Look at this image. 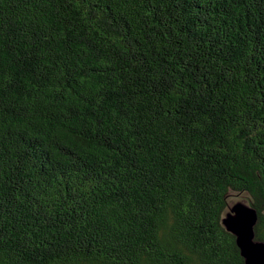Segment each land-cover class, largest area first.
I'll return each instance as SVG.
<instances>
[{
    "label": "trees",
    "instance_id": "obj_1",
    "mask_svg": "<svg viewBox=\"0 0 264 264\" xmlns=\"http://www.w3.org/2000/svg\"><path fill=\"white\" fill-rule=\"evenodd\" d=\"M264 241V0H0V264H244Z\"/></svg>",
    "mask_w": 264,
    "mask_h": 264
},
{
    "label": "water",
    "instance_id": "obj_2",
    "mask_svg": "<svg viewBox=\"0 0 264 264\" xmlns=\"http://www.w3.org/2000/svg\"><path fill=\"white\" fill-rule=\"evenodd\" d=\"M257 221L256 208L244 201L229 205L222 217V225L236 237L244 264H264V241L255 234Z\"/></svg>",
    "mask_w": 264,
    "mask_h": 264
},
{
    "label": "rangeland",
    "instance_id": "obj_3",
    "mask_svg": "<svg viewBox=\"0 0 264 264\" xmlns=\"http://www.w3.org/2000/svg\"><path fill=\"white\" fill-rule=\"evenodd\" d=\"M246 197H242V196H239V197H233L229 200V205L233 204L235 201H244L246 202ZM228 205V206H229Z\"/></svg>",
    "mask_w": 264,
    "mask_h": 264
}]
</instances>
